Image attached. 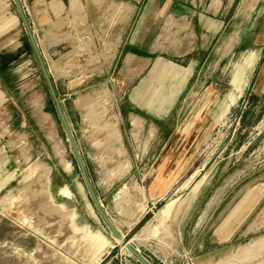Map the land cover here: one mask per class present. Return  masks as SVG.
Here are the masks:
<instances>
[{"label":"rangeland","instance_id":"374dc122","mask_svg":"<svg viewBox=\"0 0 264 264\" xmlns=\"http://www.w3.org/2000/svg\"><path fill=\"white\" fill-rule=\"evenodd\" d=\"M3 4L19 27L0 51V264H140L127 240L152 264H264V0H83L35 35L122 241Z\"/></svg>","mask_w":264,"mask_h":264},{"label":"crops","instance_id":"0c3cea01","mask_svg":"<svg viewBox=\"0 0 264 264\" xmlns=\"http://www.w3.org/2000/svg\"><path fill=\"white\" fill-rule=\"evenodd\" d=\"M85 1V0H84ZM91 3H94L96 0H88ZM75 2V8L71 10V0H25L27 6V17L31 28L33 29L34 35L37 33L42 35L43 37H54L53 34H56L59 31L60 25L66 23V19H70L73 21H78V19L84 18V13L91 12L92 10L90 5L87 7V10H84L83 0H73ZM87 2V0H86ZM4 0H0V51H5V47L14 41L13 35H15V31H12L14 28H18V20L16 19H3L1 18V14L6 12L5 5L3 4ZM15 4V3H14ZM16 6V5H15ZM7 7V6H6ZM9 8V7H8ZM16 15L19 16L20 25L23 26L21 17L17 11L16 7ZM71 16V17H70ZM16 17V16H15ZM12 19V20H11ZM87 15L85 16V20H87ZM88 25L89 27H96L101 24V22L93 21L92 17L89 18ZM114 19V18H113ZM114 22V21H113ZM112 22V23H113ZM100 23V24H99ZM105 28H110V22L105 21ZM24 28V26H23ZM12 32L14 33L12 35ZM121 43H125V41L130 37V33L120 31ZM114 47V46H113ZM115 48V47H114ZM113 48V49H114ZM119 55L124 56V45L120 46Z\"/></svg>","mask_w":264,"mask_h":264},{"label":"water","instance_id":"95a60500","mask_svg":"<svg viewBox=\"0 0 264 264\" xmlns=\"http://www.w3.org/2000/svg\"><path fill=\"white\" fill-rule=\"evenodd\" d=\"M17 11L21 17L26 35L29 39L31 48L33 50V53L35 55V58L38 62V65L40 67V70L42 72L44 81L46 83V86L48 88L49 94L51 96V99L53 101L54 108L56 110L57 116L59 118L60 124L63 128L66 140L72 150L73 156L75 158L77 167L79 169V172L81 174L82 180L84 182V186L87 190L88 196L91 201V205L93 206L94 210L97 212L98 216L101 218L103 223L106 225L110 233L114 236L115 239L118 241H122L124 239L123 234L120 233V231L117 229L115 224L112 222L111 218L107 214L105 208L102 205V202L97 196V193L95 191V188L89 178V175L87 173V169L84 163V160L81 156V153L79 151V148L77 146V142L75 140V137L73 135V131L71 129V126L69 124V121L67 120V117L65 115V112L63 110V106L61 104V101L57 95L55 86L53 84L52 78L50 76L49 70L47 68V65L45 63V60L43 58V54L39 48V45L37 43V40L35 38V35L33 33V30L31 28V25L29 23L27 14L25 12V9L23 7V4L21 0H13ZM124 247L127 249V251L140 263V264H152L145 256H143L139 250L131 244L129 240L124 242Z\"/></svg>","mask_w":264,"mask_h":264},{"label":"bare ground","instance_id":"6f19581e","mask_svg":"<svg viewBox=\"0 0 264 264\" xmlns=\"http://www.w3.org/2000/svg\"><path fill=\"white\" fill-rule=\"evenodd\" d=\"M72 8L74 9V3H73V0H71V4ZM108 214V213H107ZM110 217V216H109ZM111 218V217H110ZM112 222L114 223L113 219L111 218ZM115 224V223H114ZM116 226V225H115ZM117 227V226H116ZM118 229V228H117ZM135 239V238H134ZM139 239V238H138ZM117 240V239H116Z\"/></svg>","mask_w":264,"mask_h":264},{"label":"built area","instance_id":"2783aa9c","mask_svg":"<svg viewBox=\"0 0 264 264\" xmlns=\"http://www.w3.org/2000/svg\"><path fill=\"white\" fill-rule=\"evenodd\" d=\"M25 0H21V2H22V4H23V7H24V9H25V12L27 13V6H26V4H25V2H24ZM33 30V29H32Z\"/></svg>","mask_w":264,"mask_h":264},{"label":"trees","instance_id":"16d2710c","mask_svg":"<svg viewBox=\"0 0 264 264\" xmlns=\"http://www.w3.org/2000/svg\"><path fill=\"white\" fill-rule=\"evenodd\" d=\"M88 198H89V196H88ZM89 200H90V198H89ZM91 202V201H90Z\"/></svg>","mask_w":264,"mask_h":264}]
</instances>
